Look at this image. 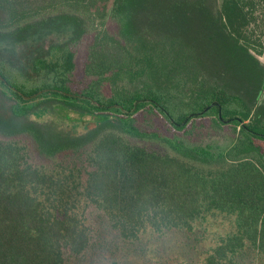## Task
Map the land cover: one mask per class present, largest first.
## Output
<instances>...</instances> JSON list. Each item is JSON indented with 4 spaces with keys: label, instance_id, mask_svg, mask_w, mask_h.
Wrapping results in <instances>:
<instances>
[{
    "label": "trees",
    "instance_id": "16d2710c",
    "mask_svg": "<svg viewBox=\"0 0 264 264\" xmlns=\"http://www.w3.org/2000/svg\"><path fill=\"white\" fill-rule=\"evenodd\" d=\"M145 4L0 0V264H264V0Z\"/></svg>",
    "mask_w": 264,
    "mask_h": 264
},
{
    "label": "rangeland",
    "instance_id": "374dc122",
    "mask_svg": "<svg viewBox=\"0 0 264 264\" xmlns=\"http://www.w3.org/2000/svg\"><path fill=\"white\" fill-rule=\"evenodd\" d=\"M175 1L176 0H144V3L146 4L144 5V8H141V17L153 21L160 20L163 15H167V13L164 12V4L169 3L170 6L174 4ZM259 59L264 64V51L261 55H259ZM56 109L58 110L59 114L62 115L61 119H64L59 122L55 120L57 125H63L62 122H67L65 118L78 121L82 119L92 120L95 117L93 115L81 114L79 112L69 110L62 105L56 106ZM0 118L10 124L30 123L38 127L40 130H42V132H46V130L50 129V126L46 121L47 118L41 120L43 122L40 121V123L39 120L33 122L28 119L25 120L13 117L10 111V104L6 99H4L1 92ZM47 120L51 121L50 123L52 124L53 121L51 119ZM211 244V236L207 240L200 241L195 237H189L185 234L171 233L164 239L157 241L153 246H156L155 250L157 249V251L159 252L160 258L156 259L160 264H202L205 248Z\"/></svg>",
    "mask_w": 264,
    "mask_h": 264
}]
</instances>
